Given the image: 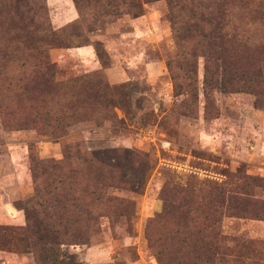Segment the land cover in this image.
I'll list each match as a JSON object with an SVG mask.
<instances>
[{
  "label": "rangeland",
  "instance_id": "rangeland-1",
  "mask_svg": "<svg viewBox=\"0 0 264 264\" xmlns=\"http://www.w3.org/2000/svg\"><path fill=\"white\" fill-rule=\"evenodd\" d=\"M32 1L39 5V24L89 40L50 49L53 85L69 82L72 88L64 96L56 86L51 95L43 87L45 106L35 51L21 43V3L0 2V264H38L8 242L16 233L11 228L25 223L17 203L33 192L36 165L68 153L77 168L78 157L121 161L120 168L104 170L98 232L89 244L70 248L74 264H159L160 248L172 262L176 251L190 250L180 239L204 245L217 236L227 238L226 264L248 252L251 258L240 264H264V0H225V73L222 60L200 54L196 38L178 44L175 37L174 27L191 26L199 0H138V16L123 0ZM99 41L108 57L103 64L97 56L94 68L88 49L96 51ZM248 61L261 69L262 94L224 91L218 84L229 81L232 65ZM78 77L101 85L83 92L72 82ZM97 89L96 110L87 104L67 118L58 138L43 129L44 111L61 113L77 103L75 94L83 100ZM89 178L79 173L81 185ZM141 182L139 191L132 189Z\"/></svg>",
  "mask_w": 264,
  "mask_h": 264
},
{
  "label": "trees",
  "instance_id": "trees-1",
  "mask_svg": "<svg viewBox=\"0 0 264 264\" xmlns=\"http://www.w3.org/2000/svg\"><path fill=\"white\" fill-rule=\"evenodd\" d=\"M2 1L0 0V2ZM19 2L21 7L18 9V15L21 25L18 28L21 30V43L35 51L36 65L41 75L40 81H42L39 84L40 96L45 106H47L49 100L46 101L43 97V87H50L48 94L51 95L56 86L59 92L63 91L64 96H67L72 88L69 82L60 84V86L59 84L53 85L55 83L53 78L55 65L49 61L50 49L54 47L70 48L79 46L76 43H86L89 39L75 40L72 36H81V34L69 33L67 28L55 29L51 25L39 24L35 19L39 9L36 1L19 0ZM122 3L128 4L130 10L132 8L139 10L140 12L137 13V16L142 14V7L138 0H123ZM116 4L119 7L121 2ZM227 5L228 2L225 0H213L211 2L199 0L194 6L200 12L192 9L190 13L189 24L191 26L187 27V29L179 26L174 27V34L178 44L180 39H186L187 37L196 38L197 47L201 48L202 53L200 54L208 56V60H222L224 73L227 67H230V65H227L229 64L227 61L229 39L228 33L225 31L228 23ZM117 13L118 11L114 14ZM177 22L174 21V26ZM91 30L93 28H89V31ZM95 49L99 60L106 64L105 57H108V53L100 41L95 43ZM263 54L261 60L264 61ZM232 66L231 72H229V81L225 80L218 84L224 91L243 90L250 91L257 96L262 94V91H257L260 86L258 82H260L259 74H261V69L256 67L255 62L250 63L248 61L245 67H241L237 63ZM242 66H244V63ZM206 72H210L209 64L208 66L206 65ZM82 79L85 78L78 77L73 79L72 82L74 86L84 89L83 92H89V85H101V82L93 80L83 82ZM81 96H83L81 93L75 94L77 99H74L73 102L77 101V103H72L67 110H63L61 113L55 112L53 108L44 111L41 117L45 120V125L48 127L43 129L53 137L58 138L64 131L63 127H65L67 118L77 116L86 109L87 104L92 106L93 111L96 110V107L101 102L102 94L97 89L92 90V94H87L83 100ZM52 120L58 122L57 125ZM77 162H79V168L75 166L72 154L68 153L61 160L53 161L49 164L41 162V167L36 165L34 168L36 183L34 190L25 199L17 203L18 209L24 213L25 223L23 226L11 228L16 233L8 239V242L15 241L12 244H19L20 248L18 247L16 250L32 253L38 264H74V254L70 252V248L80 244H89L91 235L98 232L96 226L100 213L97 210V205L104 198L99 193L100 185L106 182L103 177L104 170L106 168L113 171L116 168H120L121 161L118 158L116 163H110L94 156L93 159L78 157ZM37 168L40 169V173H35ZM83 171H86L90 177L85 186L79 182V173ZM142 184L141 182L137 188L133 183L132 189L139 191ZM109 199L113 200L114 198L111 197ZM148 239L151 240V237H148ZM226 239L224 236L222 238L217 236L215 239H209L203 245L199 242L201 239L196 243H191L188 238L184 237L180 241L189 246L190 250L188 252L180 253L176 251L172 262H167L165 250L160 248L156 252V258L159 264H226L228 261L226 256H224L227 248L225 245ZM0 248H3L1 244ZM246 258H251L249 252L247 256L239 254L238 258H235V262L236 264L243 263ZM67 259H71V261L68 262ZM253 264L261 263L254 260Z\"/></svg>",
  "mask_w": 264,
  "mask_h": 264
},
{
  "label": "crops",
  "instance_id": "crops-1",
  "mask_svg": "<svg viewBox=\"0 0 264 264\" xmlns=\"http://www.w3.org/2000/svg\"><path fill=\"white\" fill-rule=\"evenodd\" d=\"M76 49H78L77 51L79 52V50H86V49H83V48H76ZM88 50H91L90 51V55H92V56H89V61H91V63L93 64L94 63V68H97L99 65V63H97L95 60H96V57H97V55H96V51L95 50H93V49H88ZM113 259V258H112ZM143 262H142V259H138V260H136V261H133V262H129V263H126V264H142Z\"/></svg>",
  "mask_w": 264,
  "mask_h": 264
}]
</instances>
